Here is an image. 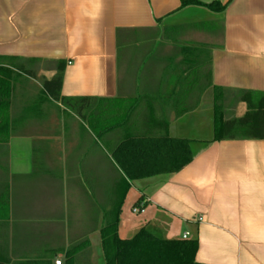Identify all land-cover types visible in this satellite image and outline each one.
<instances>
[{
  "label": "crops",
  "instance_id": "crops-1",
  "mask_svg": "<svg viewBox=\"0 0 264 264\" xmlns=\"http://www.w3.org/2000/svg\"><path fill=\"white\" fill-rule=\"evenodd\" d=\"M182 1L0 0V264H104L100 230L115 218L123 239L188 233L198 264H264V139L214 140L220 114L264 94V0ZM59 66L60 96L93 98L82 116L43 89ZM145 136L189 140L195 156L129 180L111 151Z\"/></svg>",
  "mask_w": 264,
  "mask_h": 264
},
{
  "label": "trees",
  "instance_id": "trees-1",
  "mask_svg": "<svg viewBox=\"0 0 264 264\" xmlns=\"http://www.w3.org/2000/svg\"><path fill=\"white\" fill-rule=\"evenodd\" d=\"M189 4L220 12L225 9L219 2L205 4L197 0H183L181 6ZM61 82L62 66H59L55 76L43 81L42 86L49 97L82 116L93 98L60 96ZM10 94V70L0 66V142L8 135ZM242 100L247 108L245 114L229 120H223L220 114L214 124V140L264 139V94L246 92ZM105 120L99 113L89 115V123L97 136L109 128L104 126ZM111 154L129 180L177 172L195 156L189 140L168 136L128 137L119 142ZM100 234L104 264H198L194 259L196 238L164 240L143 227L131 238L123 239L118 236L116 218L103 225Z\"/></svg>",
  "mask_w": 264,
  "mask_h": 264
},
{
  "label": "built area",
  "instance_id": "built-area-1",
  "mask_svg": "<svg viewBox=\"0 0 264 264\" xmlns=\"http://www.w3.org/2000/svg\"><path fill=\"white\" fill-rule=\"evenodd\" d=\"M132 212H133V213L143 212V205L140 204L139 206L133 207V208H132ZM187 236H188V233H185V234L183 235V238L185 239V238H187ZM56 263H57V264H60V261L58 260V261H56Z\"/></svg>",
  "mask_w": 264,
  "mask_h": 264
}]
</instances>
